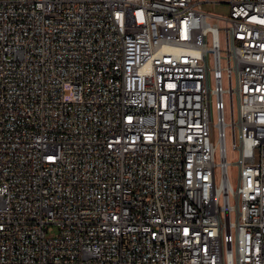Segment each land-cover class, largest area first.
Segmentation results:
<instances>
[{"label":"built area","instance_id":"2783aa9c","mask_svg":"<svg viewBox=\"0 0 264 264\" xmlns=\"http://www.w3.org/2000/svg\"><path fill=\"white\" fill-rule=\"evenodd\" d=\"M210 1L0 0V264H264V0Z\"/></svg>","mask_w":264,"mask_h":264},{"label":"rangeland","instance_id":"374dc122","mask_svg":"<svg viewBox=\"0 0 264 264\" xmlns=\"http://www.w3.org/2000/svg\"><path fill=\"white\" fill-rule=\"evenodd\" d=\"M219 2H205L204 3V10L207 12H212L215 14L227 16L229 14V4L226 3L227 0H218ZM229 87V82L227 80V75H224V88L227 89ZM224 102H225V117L228 122H231V107H230V95L225 93L224 95ZM238 107L237 97L234 96V108L235 110ZM218 115L216 111L215 103L213 104V114L212 119L214 122L217 121ZM215 141H218V132L215 130ZM237 142H240V133L239 130L237 131ZM226 147H227V157L230 165L228 166V175L231 184L234 187H237L239 177H240V167L236 162L240 158V151L234 149L233 147V134H232V127L228 126L226 130ZM215 160L217 163L221 161L219 147L216 150ZM216 177L217 182L219 183L222 178L221 168L218 166L216 168ZM231 202L236 203V199L234 196H231ZM235 217V214L233 215Z\"/></svg>","mask_w":264,"mask_h":264},{"label":"crops","instance_id":"0c3cea01","mask_svg":"<svg viewBox=\"0 0 264 264\" xmlns=\"http://www.w3.org/2000/svg\"><path fill=\"white\" fill-rule=\"evenodd\" d=\"M210 2H214V3H216V2H219L218 0H211ZM226 3H227V1H226ZM202 7H203V9H204V3H203V5H202Z\"/></svg>","mask_w":264,"mask_h":264}]
</instances>
